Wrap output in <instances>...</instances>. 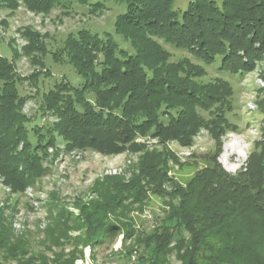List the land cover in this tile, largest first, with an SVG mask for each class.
Returning <instances> with one entry per match:
<instances>
[{"label": "trees", "instance_id": "1", "mask_svg": "<svg viewBox=\"0 0 264 264\" xmlns=\"http://www.w3.org/2000/svg\"><path fill=\"white\" fill-rule=\"evenodd\" d=\"M62 1L0 0V9L17 10L23 5L33 13L49 14ZM115 1L127 5L116 20V34L134 53L120 48L110 35L102 39L81 31L68 38L62 51L84 85L81 89L60 85L44 97L45 108L57 114L60 122L46 132L32 129L36 138L30 135L22 111L25 98L15 72L17 54L11 60L0 55V173L15 191L23 192L41 176L40 162L56 135L72 149L112 154L128 146L137 148L140 137L185 144L203 127L216 132L215 118L229 106L232 92L222 76L252 71L264 54V0H222L221 5L215 0H194L182 14L173 10L175 0ZM93 7H101L100 2ZM23 36L29 41L26 55L44 53L37 35L26 31ZM161 42L188 51L205 65L221 57L218 76L209 84L200 82L206 73L202 65L189 58L173 62ZM39 76L36 73L29 80L36 82ZM88 92L92 100L86 98ZM199 109H213V119L206 121ZM47 134L50 138L44 140ZM166 166L160 155L151 154L141 169L144 178L127 184L117 181L102 198L105 202L93 201L82 208L81 218L73 220L82 223V238L69 237L66 225L57 223L51 242L60 251L47 249L53 259L45 252H33L0 218V264H76L84 258L80 243L93 252L114 245L121 234L122 249L111 257L127 264H173V258L179 264H264V248L257 249L264 246V146L239 176L229 175L214 160L186 187L177 184L170 193L162 189L172 181ZM150 193L171 202L165 218L150 233H140L127 218L130 205L125 203L129 199L143 202ZM256 233L258 241L242 238ZM63 240L74 246L73 251L66 254ZM128 242L134 245L124 247Z\"/></svg>", "mask_w": 264, "mask_h": 264}, {"label": "rangeland", "instance_id": "2", "mask_svg": "<svg viewBox=\"0 0 264 264\" xmlns=\"http://www.w3.org/2000/svg\"><path fill=\"white\" fill-rule=\"evenodd\" d=\"M192 1L175 0L173 10L182 14ZM215 1L217 5L222 3V0ZM96 2H100L101 7L94 8ZM126 10L124 2L115 0H63L49 14L33 13L23 5L17 10L0 9V55L11 60L13 54H17L15 72L21 79L19 92L25 98L22 111L28 119L27 126L33 138L37 137V132L32 129L38 127L35 130L46 132L60 122L57 114L45 108L44 97L60 85L68 84L79 89L84 85L83 78L62 51L68 38L77 37L81 31L97 34L102 39L110 35L120 48L134 53L130 44L115 30L117 18ZM26 31L39 37L43 54L26 55L25 50L29 47V41L23 36ZM161 44L173 55V62L189 58L193 63L201 64L206 73L200 82L209 84L218 76L216 70L221 57H217L212 65H205L195 60L188 51ZM36 73L41 74L37 81L29 80ZM222 78L231 85L232 92L228 97L229 106L215 118L217 131L203 127L189 143L161 137H140L135 142L137 148L128 146L124 151L105 154L91 148L72 149L62 136L56 135L54 145L47 149L40 162L41 176L23 192L15 191L0 173L2 223L11 227L16 238L25 239L33 252H45L53 259V252L60 251L51 242L53 230L58 227L56 224L66 225L69 237L82 238L85 231L82 223L73 221L81 218L82 208L93 201L105 202L106 199L102 198L109 195L117 181L127 184L133 178L142 176V166L151 154H158L167 162L168 177L172 181L162 186L166 193L173 192L177 184L186 187L198 172L214 160L229 175L239 176L245 172L251 156L260 154L264 146V54L254 62L252 71ZM65 94L74 96L71 92ZM93 97L92 93L86 94L88 100ZM217 108L219 106L213 107ZM213 109H199V113L209 121L213 119L210 114ZM49 138L47 134L44 140ZM232 144L235 149L226 152V147ZM21 149L22 146L19 147ZM170 202L171 199L152 193L143 202L129 199L125 203V206L130 205L127 218L133 220L138 232L150 233L158 220L165 218ZM245 237L252 242L260 238L257 233L242 238ZM122 239L121 234L114 245H105L93 252L80 243L79 249H84V258L78 259L76 264H87L88 261L89 264H127L111 257L121 251ZM61 243L66 254L73 251L74 246H68L65 240ZM131 245L134 242H128L124 247ZM50 248L53 252L47 250ZM263 248V245L257 247L259 252ZM135 249L143 255L141 248ZM171 261L179 264L174 258Z\"/></svg>", "mask_w": 264, "mask_h": 264}, {"label": "bare ground", "instance_id": "3", "mask_svg": "<svg viewBox=\"0 0 264 264\" xmlns=\"http://www.w3.org/2000/svg\"><path fill=\"white\" fill-rule=\"evenodd\" d=\"M234 149H235V145L234 144L229 145V146L226 147V152H229V151L234 150Z\"/></svg>", "mask_w": 264, "mask_h": 264}, {"label": "built area", "instance_id": "4", "mask_svg": "<svg viewBox=\"0 0 264 264\" xmlns=\"http://www.w3.org/2000/svg\"><path fill=\"white\" fill-rule=\"evenodd\" d=\"M87 264H89V261L87 262Z\"/></svg>", "mask_w": 264, "mask_h": 264}]
</instances>
